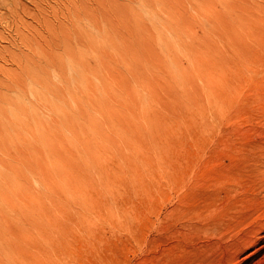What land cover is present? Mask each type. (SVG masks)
Listing matches in <instances>:
<instances>
[{
	"label": "rangeland",
	"instance_id": "1",
	"mask_svg": "<svg viewBox=\"0 0 264 264\" xmlns=\"http://www.w3.org/2000/svg\"><path fill=\"white\" fill-rule=\"evenodd\" d=\"M261 99L264 0H0V264L241 261Z\"/></svg>",
	"mask_w": 264,
	"mask_h": 264
},
{
	"label": "bare ground",
	"instance_id": "2",
	"mask_svg": "<svg viewBox=\"0 0 264 264\" xmlns=\"http://www.w3.org/2000/svg\"><path fill=\"white\" fill-rule=\"evenodd\" d=\"M210 96V95H209ZM261 101H263V103H264V99H261ZM193 102H196V100L195 101H193ZM197 103H195V105H196ZM194 105V104H193ZM199 105H200V103H199ZM197 106H198V104H197ZM196 107V106H195ZM201 106H199V108H200ZM202 111V110H201ZM195 113V112H194ZM195 115V114H194ZM200 115V114H199ZM198 115V116H199ZM198 118V117H197ZM257 126V125H256ZM261 126V128L260 129H258V128H254V126L252 127L253 129H254V131H257V130H259V132H262V130H264V124L262 125H260ZM45 130H46V128H45ZM42 131V130H41ZM47 131H52V130H50V129H47ZM251 131H252V129H251ZM52 132H54V131H52ZM264 132V131H263ZM54 135H55V133H54ZM57 136V135H56ZM55 136V137H56ZM54 137V136H53ZM155 139V138H154ZM168 139V138H167ZM164 140H166V139H164ZM171 140V139H170ZM169 140V141H170ZM168 141V143H171V141L169 142ZM161 142H163V141H161ZM151 143V142H150ZM155 143V142H154ZM166 143V142H165ZM157 144V143H156ZM155 144V145H156ZM164 144V143H163ZM176 144V143H175ZM149 142L147 143V142H143V143H141L140 141H139V144H135L134 146H133V152L131 153L132 154V156H131V160H130V162H129V164H128V166L130 167V169H131V175H132V173H133V171H135V172H137L138 170L141 172V173H143L142 171H145L146 172V170H140V167H143V165H145L144 163H149L151 160H152V158L149 156V155H147L146 153L145 154H143L144 153V151L147 149V150H149L150 151V149H149ZM174 145V143L171 145V146H173ZM175 146V145H174ZM173 146V147H174ZM177 146V145H176ZM262 146V145H261ZM151 147V146H150ZM156 147V146H155ZM166 148V147H165ZM164 148V149H165ZM152 150H153V147L151 148ZM157 149H158V147H157ZM172 149V148H171ZM162 150V149H161ZM170 150V149H169ZM172 151V150H171ZM177 151V150H176ZM157 152V151H156ZM155 152V150H154V153H156ZM167 152H169L168 151V148H167ZM153 153V151H152V153L151 154H154ZM163 153V152H162ZM166 153V152H165ZM143 154V155H142ZM172 154V153H171ZM170 154V155H171ZM177 154H178V152H177ZM31 155V154H30ZM35 155V154H34ZM164 155V154H163ZM154 156V155H153ZM158 156H160V155H158ZM162 156V155H161ZM165 156V155H164ZM172 157H174V155L172 156ZM154 158H155V156H154ZM177 158V157H176ZM30 161L32 162V160L33 161H36V162H38L37 160H36V156H34L33 157V155H31V157H30ZM156 159V158H155ZM160 159V161H158V163L156 164L155 163V161L153 162V163H155L156 165L155 166H157L158 164H160V162H161V159L162 158H159ZM166 159V158H165ZM164 159V160H165ZM175 159V158H174ZM158 160V159H157ZM166 160H168V159H166ZM152 162H151V164H153ZM161 163H163V162H161ZM151 164H150V167H151ZM164 164V163H163ZM8 166H9V164H8ZM149 166V165H148ZM161 166V165H160ZM153 167V166H152ZM151 167V168H152ZM159 167V166H158ZM15 168H16V171H17V167L16 166H14V165H12V166H10V169L9 170H11L12 171V176H15L14 174L16 173L14 170H15ZM146 168V167H145ZM151 168H148V169H150L151 170ZM157 168V167H156ZM155 168V169H156ZM174 168V167H173ZM7 169H8V167H7ZM155 169H154V167H153V170H154V172H155ZM149 170V171H150ZM148 171V170H147ZM135 172H134V177H136L138 180H140V182H142L144 179H139L140 178V175H141V173L139 172V174L140 175H138L139 177H137V175L135 176ZM5 173H6V175H7V172L5 171V172H3V171H1V175H5ZM8 174H11V173H8ZM9 177H10V175H8ZM7 176V177H8ZM4 177H6V176H4ZM6 177V178H7ZM251 177H253L254 178V180L257 182V184L259 185V186H257L258 187V189L257 190H255L252 194H251V199L250 200H252V208H254L255 206H257L258 208H261V207H263L264 206V163L263 162H261L260 164H258V165H256V166H254L253 168H252V170H251ZM136 178H134L135 180H136ZM141 178H142V175H141ZM10 180H12V179H10ZM142 180V181H141ZM138 182V181H137ZM143 183V182H142ZM141 183V184H142ZM139 184V183H138ZM137 184V185H138ZM143 185V184H142ZM139 188H140V184H139V186H138ZM142 190V189H141ZM144 190H146L145 188H144ZM141 193V192H140ZM142 193H143V196L145 197V198H149V196H151V194H150V191L149 190H146L145 192L144 191H142ZM141 193V194H142ZM142 196V195H141ZM199 200V199H198ZM120 202V201H119ZM188 203V202H187ZM120 204H121V202H120ZM119 204V205H120ZM200 205V204H199ZM189 207V209H190V206H188ZM199 207V206H198ZM181 208V207H180ZM251 208V209H252ZM182 209V208H181ZM189 209H187V210H189ZM192 209V208H191ZM183 210V209H182ZM193 211V210H192ZM259 215L260 216H264L263 215V213H259ZM210 216H212V215H210ZM251 218L253 217V214L251 213L250 215H249ZM241 221H239V223H240ZM241 230H243L244 232H242V233H238V235L236 236V241H237V245L236 246H234V248H233V252H236V253H239V254H241L243 251H244V249L245 248H247V247H249V246H251V245H253V244H255L256 243V241L257 240H261V237H263L262 236V234L264 233V223H262L261 225H258V226H251V227H247V228H241ZM260 238V239H259ZM264 238V237H263ZM264 250V245H261V247H258V248H256V250L254 251V252H252V253H249L248 255H246L244 258H241L242 260L240 261V260H236L234 263H231V262H229V264H244V263H247V261H250L252 258L254 259V257L256 258V256L258 255V254H260L262 251ZM238 255V254H237ZM252 261V260H251ZM249 263V262H248ZM247 263V264H248ZM253 264H264V255L261 257V258H259V259H257Z\"/></svg>",
	"mask_w": 264,
	"mask_h": 264
}]
</instances>
